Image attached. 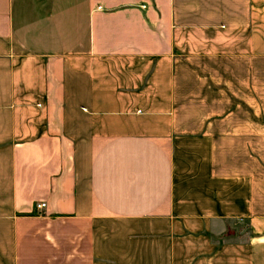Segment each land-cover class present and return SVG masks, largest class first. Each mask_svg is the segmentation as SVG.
<instances>
[{"label":"crops","instance_id":"0c3cea01","mask_svg":"<svg viewBox=\"0 0 264 264\" xmlns=\"http://www.w3.org/2000/svg\"><path fill=\"white\" fill-rule=\"evenodd\" d=\"M0 264H264V0H0Z\"/></svg>","mask_w":264,"mask_h":264},{"label":"rangeland","instance_id":"374dc122","mask_svg":"<svg viewBox=\"0 0 264 264\" xmlns=\"http://www.w3.org/2000/svg\"><path fill=\"white\" fill-rule=\"evenodd\" d=\"M229 35L228 34H224L223 36H213V50L217 51V50H225V49H233L236 48L237 46H241L243 41H245L246 36H242L240 37L239 40H237V42L235 41L230 42V40L226 41L225 38H228ZM234 228L238 229H244V231H246L248 228L247 226V222H241V221H237V223H234Z\"/></svg>","mask_w":264,"mask_h":264},{"label":"built area","instance_id":"2783aa9c","mask_svg":"<svg viewBox=\"0 0 264 264\" xmlns=\"http://www.w3.org/2000/svg\"><path fill=\"white\" fill-rule=\"evenodd\" d=\"M44 205H45L44 202H43V203H38V204H37L38 207H42V206H44Z\"/></svg>","mask_w":264,"mask_h":264}]
</instances>
